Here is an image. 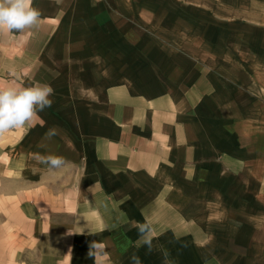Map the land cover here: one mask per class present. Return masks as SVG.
<instances>
[{
  "label": "crops",
  "instance_id": "0c3cea01",
  "mask_svg": "<svg viewBox=\"0 0 264 264\" xmlns=\"http://www.w3.org/2000/svg\"><path fill=\"white\" fill-rule=\"evenodd\" d=\"M259 2L34 0L41 27L0 38V80L54 89L43 126L0 140L12 264H95L93 241L111 264H264Z\"/></svg>",
  "mask_w": 264,
  "mask_h": 264
},
{
  "label": "clouds",
  "instance_id": "9594fccd",
  "mask_svg": "<svg viewBox=\"0 0 264 264\" xmlns=\"http://www.w3.org/2000/svg\"><path fill=\"white\" fill-rule=\"evenodd\" d=\"M41 11L34 7V0H0V38L10 35H31L33 30L39 29L42 24ZM54 89L50 84L36 81L28 86L15 82L0 80V140L5 133L35 127L37 123L43 126L44 121L39 113L51 108ZM56 126L50 127L43 134V142H53L59 135ZM33 159L45 165L49 171H56L66 166L63 156L48 153H34ZM138 238L135 246L146 247L148 253L154 250L153 240L156 233L153 222L146 217L144 222H133ZM82 234V233H81ZM68 256H71L69 249ZM88 256L94 258L95 264H111L109 254L104 246L93 241L89 245ZM132 264H141L138 256L131 257ZM164 264H171L165 255Z\"/></svg>",
  "mask_w": 264,
  "mask_h": 264
},
{
  "label": "rangeland",
  "instance_id": "374dc122",
  "mask_svg": "<svg viewBox=\"0 0 264 264\" xmlns=\"http://www.w3.org/2000/svg\"><path fill=\"white\" fill-rule=\"evenodd\" d=\"M255 5V4H254ZM264 3L259 2L258 6L262 11L259 16L264 17ZM13 207L4 202H0V264H12V251H14L13 242L17 240L12 235V230H17L18 227L13 223ZM6 221V222H5ZM14 224V225H13ZM22 226V225H21ZM11 234V235H10ZM16 238V239H14Z\"/></svg>",
  "mask_w": 264,
  "mask_h": 264
}]
</instances>
